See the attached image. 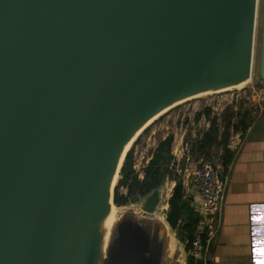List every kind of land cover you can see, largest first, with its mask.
<instances>
[{"label": "water", "instance_id": "water-1", "mask_svg": "<svg viewBox=\"0 0 264 264\" xmlns=\"http://www.w3.org/2000/svg\"><path fill=\"white\" fill-rule=\"evenodd\" d=\"M257 10L258 0H0V264H95L87 222L110 210L126 139L180 99L250 81ZM163 198L161 185L117 215L102 264H187L167 256Z\"/></svg>", "mask_w": 264, "mask_h": 264}, {"label": "crops", "instance_id": "crops-1", "mask_svg": "<svg viewBox=\"0 0 264 264\" xmlns=\"http://www.w3.org/2000/svg\"><path fill=\"white\" fill-rule=\"evenodd\" d=\"M250 98H252L251 95L248 100ZM253 100L250 107H244V103L233 105V109L231 108L233 114L222 118L224 124L219 127L216 123L218 127L216 141L212 144L203 145V140L205 134L210 132L217 113H214L211 107L206 111H198L195 116L197 121L206 119L211 125L207 124L206 131L199 133L195 151L192 150L193 144L191 146V155L198 151H202L201 155H204L203 153L206 154L217 146V151L223 155L224 173L228 178L219 230L208 241V263L257 264V261H264V99L259 95H253ZM209 110H211L210 114H208ZM229 117L231 126L228 145H226L223 142V134L227 124L226 119ZM234 125L237 127L234 128ZM181 136L185 138V132ZM187 144H189L188 141H185L188 147ZM182 156L173 155L172 159L166 160L163 164L171 172L167 174L163 185L171 183V187L158 212H161L160 215L167 226V256L179 257L188 263V249L191 241L183 240L179 229L174 228L168 221L169 199L178 180H181L178 178V173L176 174V168L181 167V158L184 161L182 162L184 168L183 163L191 157L190 155ZM152 157L153 155L146 160L142 171H145ZM188 170V168L185 169V171ZM142 171L138 172L141 179L145 175ZM184 175L186 176V172ZM184 188L185 199L199 215L202 201L199 191L195 185L184 186Z\"/></svg>", "mask_w": 264, "mask_h": 264}, {"label": "rangeland", "instance_id": "rangeland-1", "mask_svg": "<svg viewBox=\"0 0 264 264\" xmlns=\"http://www.w3.org/2000/svg\"><path fill=\"white\" fill-rule=\"evenodd\" d=\"M263 25H264V0H258V20H257V30H256V41H255V52H254V64H253V74L250 81L246 84L243 82L237 88L229 90H219L218 93H209V94H198L196 97L186 102H181L182 104L174 107L170 111L164 113L156 121L154 120L141 134L138 136L135 143L131 146L133 150V164L136 170L144 168L146 160L150 158L158 146L168 138L172 137L171 151L175 155V149L179 153V149L183 146L186 147L185 141H188V153L191 156L189 160H185L184 168L182 167L181 158V167L176 168V174L178 173V178L183 179L187 175H192L197 167L200 166L203 159L208 157H213L216 154L220 153L218 147L210 149L206 154L201 155L202 151H198L194 155H191L190 149L193 144V151L196 149V142L198 141V135L200 132H204L211 123H208L206 119L202 121H197L195 119L196 113L198 111H206L208 108L213 109L214 113L217 115L214 117L217 120V123L220 127L221 124H224L222 118L225 115L233 114L232 109L233 105H243L244 107H250L253 103V95H261V88L264 87V79H262L260 74V60H261V47H262V37H263ZM244 84V85H243ZM252 98L249 99V96ZM232 108V109H231ZM213 118V119H214ZM219 120H218V119ZM209 129V128H208ZM185 132V138H181L182 134ZM196 134V135H195ZM217 135V133H214ZM183 168V169H182ZM188 168V171L185 169ZM122 179V172L118 177V184ZM117 183V182H116ZM171 183L168 185H163L164 198L166 199V193H169V188ZM126 187L122 184L119 188V194H126ZM140 200V199H139ZM138 199L130 202L128 205H116V219L125 212V214L132 213L134 210L138 209L140 203ZM161 214V212H159ZM115 225V224H114ZM79 249V248H78Z\"/></svg>", "mask_w": 264, "mask_h": 264}, {"label": "trees", "instance_id": "trees-1", "mask_svg": "<svg viewBox=\"0 0 264 264\" xmlns=\"http://www.w3.org/2000/svg\"><path fill=\"white\" fill-rule=\"evenodd\" d=\"M210 113L211 110L208 111V114ZM226 120L227 124L223 134V142L228 145L231 119L229 117ZM216 121L217 120L214 119L210 132L205 134L203 145L212 144L216 141V135L214 134L218 130ZM236 127L237 125H234V128ZM172 140V137L168 138L155 150L153 157L145 168L143 179L140 178L139 173L134 168L132 159L133 150L129 152L122 169V179L116 189L115 202L117 205H128L130 202L148 195L154 189L163 185L167 174L171 173L169 168L165 167L163 164L166 160L173 158V153L171 151ZM122 184L128 190L126 194H119L118 190ZM169 204L168 221L174 228L179 229L180 237L183 240L191 241L194 237L196 227L199 224L200 216L195 213L189 201L185 199V188L182 179L178 180L169 199Z\"/></svg>", "mask_w": 264, "mask_h": 264}, {"label": "built area", "instance_id": "built-area-1", "mask_svg": "<svg viewBox=\"0 0 264 264\" xmlns=\"http://www.w3.org/2000/svg\"><path fill=\"white\" fill-rule=\"evenodd\" d=\"M261 95L264 99V87L261 88ZM177 150L174 151L175 155H183L182 157L189 155L187 146L180 148L179 153ZM142 170L138 169L137 172ZM224 172V158L222 153H218L213 157L203 159L192 175H187L182 179L184 186L195 185L202 198L199 212L200 221L190 242L187 264H208V241L219 230L220 215L228 182ZM125 190L127 191V188Z\"/></svg>", "mask_w": 264, "mask_h": 264}, {"label": "bare ground", "instance_id": "bare-ground-1", "mask_svg": "<svg viewBox=\"0 0 264 264\" xmlns=\"http://www.w3.org/2000/svg\"><path fill=\"white\" fill-rule=\"evenodd\" d=\"M257 15H258V10H257ZM257 20H258V16H257ZM242 84V83H241ZM244 85V84H243ZM231 89V87H225L221 90H229ZM198 95V94H196ZM195 95V96H196ZM191 97L194 96H189L187 98H183L180 99L172 104H170L169 106L163 108L162 110H160L159 112H157L155 115L151 116L148 120H146L136 131H134L125 141L124 145L121 148V152L120 155L118 156V158L116 159V168L114 170V172L109 176V180L111 182V188H110V201H109V207L110 210L109 212L104 215L101 216L99 220L97 221H93L89 220L87 222V226L91 229V230H95L97 232V237H98V244H97V252H96V261L95 264H102L103 259L106 257L107 255V248H108V244L110 241V237H111V232L112 229L114 227L115 219H116V205L113 203V191L115 189L116 186V182H118V177L120 174V169L123 165V162L125 160V157L127 155V153L129 152V150L131 149V146L135 143L136 139L138 138V136L158 117H160L161 115H163L164 113H166L169 109H171L172 107H174L175 105H178L179 103L185 101L186 99H189Z\"/></svg>", "mask_w": 264, "mask_h": 264}, {"label": "snow or ice", "instance_id": "snow-or-ice-1", "mask_svg": "<svg viewBox=\"0 0 264 264\" xmlns=\"http://www.w3.org/2000/svg\"><path fill=\"white\" fill-rule=\"evenodd\" d=\"M256 219V218H254ZM257 264H264V261H257Z\"/></svg>", "mask_w": 264, "mask_h": 264}]
</instances>
